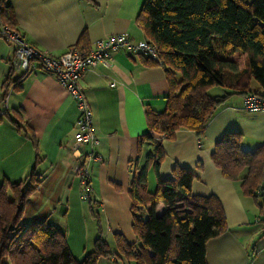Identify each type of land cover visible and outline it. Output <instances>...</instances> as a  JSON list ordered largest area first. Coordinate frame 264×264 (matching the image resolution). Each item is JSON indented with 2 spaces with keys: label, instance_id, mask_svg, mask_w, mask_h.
I'll use <instances>...</instances> for the list:
<instances>
[{
  "label": "crops",
  "instance_id": "0c3cea01",
  "mask_svg": "<svg viewBox=\"0 0 264 264\" xmlns=\"http://www.w3.org/2000/svg\"><path fill=\"white\" fill-rule=\"evenodd\" d=\"M144 1L0 0V6L7 7L10 23L31 45L60 56L79 44L87 43L90 49L96 40L119 34L134 42L147 39L137 22ZM145 59L121 50L107 64L86 71L81 82L93 110L99 140L96 152L101 156L90 164L91 199L107 219H118L119 214L131 216L132 221L128 192L134 164L142 167L152 149L149 144L142 150L139 147L148 130L146 109L164 110L169 92L165 69ZM11 62L14 65L13 49L0 38V94ZM15 71L17 76L23 74L18 68ZM243 97L229 96L202 138L191 130H179L174 140L158 139L166 154L160 177L171 178L176 166L188 169L195 175L192 193L215 195L223 205L227 230L207 241V264H264V219L256 200L245 196L238 183L225 178L212 161L216 142L229 132H241L247 149L264 144V112L246 110ZM6 101L4 106L17 122L0 120V171L4 177L19 182L38 162L41 183L35 194H41V207L37 212L43 207L51 211V203L56 201L62 204L61 210L67 207V214L73 203H81L85 209L74 171L80 161L73 143L79 112L69 92L55 75L38 68L24 77L21 87L11 91ZM79 152L87 154L89 147H80ZM156 188L157 175L151 168L148 190L153 193ZM164 211V204L159 203L156 214Z\"/></svg>",
  "mask_w": 264,
  "mask_h": 264
},
{
  "label": "trees",
  "instance_id": "16d2710c",
  "mask_svg": "<svg viewBox=\"0 0 264 264\" xmlns=\"http://www.w3.org/2000/svg\"><path fill=\"white\" fill-rule=\"evenodd\" d=\"M8 12L0 6L3 22L13 27ZM137 22L158 50L157 60L147 57L145 62L165 69L169 92L164 110L146 109L148 130L139 147L149 144L152 149L142 167L134 164L128 192L138 241L127 242L123 233H116L117 246L136 264H207V241L227 230L223 205L215 195L192 193L195 175L188 169L176 166L171 178L160 177L166 154L159 140H174L179 130H191L202 138L217 110L233 94L254 91L264 97V0H145ZM15 69L11 62L0 94V120L11 119L14 124L17 121L4 103L30 74L17 76ZM213 87L226 91L213 96ZM243 140L239 131L226 133L216 142L212 161L262 211L264 195L259 196L258 190L264 180V144L250 150ZM37 163L25 179L5 178L0 185V264H5V258L10 264H98L101 257L113 255L99 237L80 260L64 231L48 219L20 224L27 198L41 183ZM151 168L157 175L153 193L148 190ZM29 180L34 183L26 186ZM86 202L92 211V205L98 206L91 196ZM159 203L165 206L161 215L156 214Z\"/></svg>",
  "mask_w": 264,
  "mask_h": 264
},
{
  "label": "built area",
  "instance_id": "2783aa9c",
  "mask_svg": "<svg viewBox=\"0 0 264 264\" xmlns=\"http://www.w3.org/2000/svg\"><path fill=\"white\" fill-rule=\"evenodd\" d=\"M0 38L12 47L16 68L25 74L40 68L44 72L55 75L75 101L79 116L73 143L74 154H77L75 156L80 161L74 171L80 180L81 198L88 201L92 192L90 164L92 161H100L101 156L96 152L99 140L94 129L93 110L81 84L82 78L90 68L100 63L107 64L121 50L128 54H141L157 60V47L148 39L134 42L126 34H119L96 40L88 50L71 47L60 56H53L31 45L19 29L6 25L1 14ZM243 102L244 108L248 111L264 112V97L254 91L247 92L243 97ZM80 147H89V152L80 153ZM258 194L259 196L264 195V180Z\"/></svg>",
  "mask_w": 264,
  "mask_h": 264
},
{
  "label": "rangeland",
  "instance_id": "374dc122",
  "mask_svg": "<svg viewBox=\"0 0 264 264\" xmlns=\"http://www.w3.org/2000/svg\"><path fill=\"white\" fill-rule=\"evenodd\" d=\"M225 91V88L213 87L210 90V93L213 96H216L224 94ZM4 176V173L0 171V185H2L5 180ZM46 182L47 181H45V183ZM33 183V181L31 182L29 180L26 186H29ZM34 185H36V183ZM61 191L62 188L59 189V192ZM35 192H33L26 200L25 211L20 222L21 225L28 226L31 223L48 219L64 231L71 251L73 252L74 256L80 260L83 259L87 253L94 249L96 239L102 237L107 242L109 251L113 253V255L101 257L98 261V264H136L134 261L126 259L124 254L120 252L116 240V233H123L127 242L138 241V237L132 227L131 216L127 217L125 215L124 217H121L118 214V216L115 217L118 219H107V217L100 211L98 206L95 204L92 205L95 209L92 211L89 203L83 200H81L84 203L82 204V207H84L86 210L81 208V203H79V205L77 203L74 205L73 203V209L67 214V207H63V210H61L62 204H57L56 201L51 203V211H48V209L43 207L41 213H38L37 209L41 207V194H35ZM9 196L11 197L10 193ZM259 202H262V200ZM258 213L264 219V208L262 211L260 208H258ZM3 262L5 264H10V260L8 258H5Z\"/></svg>",
  "mask_w": 264,
  "mask_h": 264
}]
</instances>
